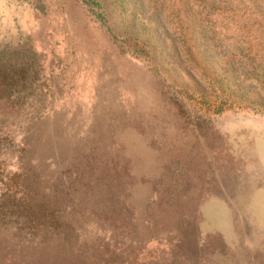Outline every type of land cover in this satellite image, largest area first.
Masks as SVG:
<instances>
[{
  "label": "rangeland",
  "instance_id": "374dc122",
  "mask_svg": "<svg viewBox=\"0 0 264 264\" xmlns=\"http://www.w3.org/2000/svg\"><path fill=\"white\" fill-rule=\"evenodd\" d=\"M20 39L42 117H8L0 201L34 172L62 227L0 224V264H264V0H0Z\"/></svg>",
  "mask_w": 264,
  "mask_h": 264
},
{
  "label": "trees",
  "instance_id": "16d2710c",
  "mask_svg": "<svg viewBox=\"0 0 264 264\" xmlns=\"http://www.w3.org/2000/svg\"><path fill=\"white\" fill-rule=\"evenodd\" d=\"M24 44L22 39L14 47L0 43V157L13 144L11 129L6 125L8 117L18 119L31 105L33 108V102H36L38 92H41V59L32 48ZM26 115L30 116L28 122L39 121L42 117L41 111L35 108L27 111ZM1 160L0 177L4 173ZM20 177H24L21 182ZM39 182L41 176L34 172L28 173V170L21 175H9L3 192L5 200L0 201V224L16 229L20 238L30 245H36L35 241L41 231L52 232L56 227H62L54 220L55 211L36 203Z\"/></svg>",
  "mask_w": 264,
  "mask_h": 264
}]
</instances>
